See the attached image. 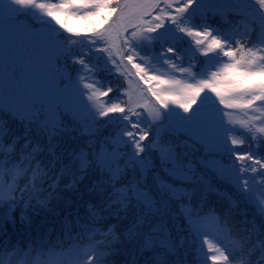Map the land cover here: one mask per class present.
Returning <instances> with one entry per match:
<instances>
[{"label":"snow or ice","instance_id":"snow-or-ice-1","mask_svg":"<svg viewBox=\"0 0 264 264\" xmlns=\"http://www.w3.org/2000/svg\"><path fill=\"white\" fill-rule=\"evenodd\" d=\"M25 34L42 50L36 88L34 60L18 75L10 50L5 68L6 39ZM262 144L264 0H0V264H187L189 250L196 264H264ZM212 194L225 217L244 205L238 231ZM42 213L37 232L58 225L67 248L32 242Z\"/></svg>","mask_w":264,"mask_h":264},{"label":"trees","instance_id":"trees-1","mask_svg":"<svg viewBox=\"0 0 264 264\" xmlns=\"http://www.w3.org/2000/svg\"><path fill=\"white\" fill-rule=\"evenodd\" d=\"M105 16L107 18V21L111 22V20L115 17V13L108 14L106 12ZM197 19L199 20V17H197ZM208 22L212 23L214 26L215 25H219L220 24V18L217 16V17H215L213 19L211 17V15H210ZM28 23H29V25H31L35 29H39L40 28L39 24H36L35 22H33L31 20H29ZM68 23H69L70 26H73L76 29L81 30V31H85V32L90 27H93V28L101 27L102 28V27L106 26V24H101V22L97 21V20H80V19H76V18L70 19L68 21ZM223 27H227V25H223L222 28ZM62 31L63 30H61V32ZM23 44H24V49H26L27 52H30L32 50L33 41L31 39H29L27 34H25V36L23 37ZM176 47H177L178 51L185 56L184 65L187 66L190 62H192V61H190L188 59V53L185 52V49L188 48L187 41H185L183 43H180V44H177ZM158 50H159V45H157L156 48H155V51H158ZM205 59H206L205 57L200 56L199 54H196L195 63L197 65V67H196V69H194L195 71H197L200 68L202 62ZM77 67H79V66H71L68 69L69 71L72 72L73 78H75V73H76V68ZM99 76H100L101 80L109 81L111 83V86H113V87H115L117 83H119V85L121 87H126V85H125V83L123 81V78H120L119 80H117V78L115 76H109V75H107L106 73H103V72H101L99 74ZM196 106L197 105H193V108L196 107ZM177 111L180 112L181 115L185 114L180 109H177ZM113 131L114 130H113L112 126L107 127L105 130H103L101 138H103V136H108L110 133H113ZM74 135H76V134L74 133ZM86 140H87V137L81 138V140L79 142V146H83ZM73 146H77V145L73 144ZM250 147H251V142L246 144L244 149H242V150H247ZM260 152L264 153V144L261 145ZM199 155H203V153L201 152V153H199ZM225 190H227V187L222 188V191H225ZM53 204L55 205V202H53ZM209 205L213 206L215 208L216 212L220 214L222 220L223 219H227V222H228L229 226L232 227L233 232L238 231L242 227L240 222L244 219V216H242L240 213H241L242 210H244V205L243 204H241L240 207H238L236 209H233L232 213L229 216H227V217H225V215H224L225 212L228 209V203H227V201L225 199H220L215 194H212V195L209 196ZM56 210L60 211V208L57 207ZM207 210H208V206L205 207V211H207ZM253 211L254 210H251V209L248 210V219L252 218ZM82 214H83V210H82ZM63 215H64V213L61 212L60 219H63ZM51 219H52V216L49 215V220H51ZM42 220H43V213L40 216L33 217V227L35 228V230H36V225L41 224ZM7 228H8V233L11 236L12 241L17 239V237L12 234L13 233L12 228L9 227V226H7ZM49 229H51V234L50 235H49ZM31 234H32V242L35 244V242H36L35 240H36L37 237L33 236L34 234L32 233V231H31ZM37 236H39V238L45 244L50 243L51 245H56L57 243H62L63 245H66L69 242V241H67L68 239H66V237L63 234V232L60 231L58 225L50 224V225H48V227H41L40 230H39V233L37 232ZM23 240H24V238H21V241H23ZM191 248L194 249L195 245H191ZM181 256H185L186 257L187 264H196V259H195L193 251L189 250L186 254H185L184 251H182L181 252Z\"/></svg>","mask_w":264,"mask_h":264},{"label":"rangeland","instance_id":"rangeland-1","mask_svg":"<svg viewBox=\"0 0 264 264\" xmlns=\"http://www.w3.org/2000/svg\"><path fill=\"white\" fill-rule=\"evenodd\" d=\"M205 4L206 6H210L211 5V0H205ZM195 7V6H194ZM33 41V48H32V55H27L24 50H22V46H23V38L21 37H16V39L14 41H8L6 39L5 41V68L8 69L11 66H9L8 64L10 63V59L7 55V53L11 50L13 55L11 57V60H13L15 62V68H16V72L19 75L21 67H23L25 65V62L29 59H32L35 61V71H36V75L34 78H30L28 85L25 86H30L33 88L36 87H40L42 86V80L40 78V73L42 71H44L43 66L40 64V57L42 55V50H41V46L34 40L31 39ZM35 48V51L33 50ZM21 86L17 85L15 83H10L9 80L7 79V72L5 73V80H4V84H3V91H2V95H3V99L5 102H14L16 99V95L19 91V88ZM185 114V115H189ZM19 208L16 211V216L18 218L19 215ZM9 227H11V225H8ZM12 228V227H11ZM20 229V225L19 223L17 224V230ZM13 231V229H12ZM7 238V237H5Z\"/></svg>","mask_w":264,"mask_h":264}]
</instances>
